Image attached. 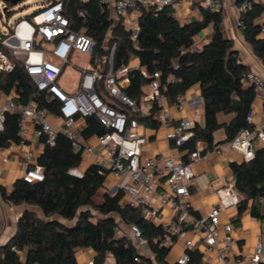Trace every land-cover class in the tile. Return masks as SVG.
<instances>
[{
	"label": "trees",
	"instance_id": "obj_1",
	"mask_svg": "<svg viewBox=\"0 0 264 264\" xmlns=\"http://www.w3.org/2000/svg\"><path fill=\"white\" fill-rule=\"evenodd\" d=\"M5 1L3 12L8 18L12 13L11 2ZM62 2L70 28L90 36L99 54L106 53L114 45V68L135 57L149 73L159 71L160 86L168 102H175L188 88L198 84L203 117L202 121L193 122L192 135L178 148L183 152L182 161H186L187 154L195 149L198 140L204 141L209 148L216 146L213 141L215 130L223 128L224 141H229L246 126L254 90L239 82L245 66L238 62L231 39L221 32L220 10L211 12L201 7L199 19L179 22L171 6L161 9L142 7L133 32L124 27L121 17L114 23L99 0ZM38 9L25 18L32 17ZM261 10L260 5L253 3L250 10L240 11L239 27L244 39L264 64V39L259 36V27L253 20ZM208 24L212 26L208 42L195 49L196 36ZM104 42L106 48L102 46ZM0 49L5 50L1 42ZM127 76L128 84L123 92L134 102L136 110L126 107L125 111L129 117L156 127L153 115L158 106L155 103L151 104L147 115H140L137 109L143 95L142 86L148 79L140 74L138 68H130ZM0 91L11 94L16 104L34 100L39 107L51 110L18 63L11 71L0 75ZM217 113L232 114L233 117L220 124ZM18 117L17 111L5 112L0 148L20 142ZM84 122L81 132L85 137L106 132L93 116L85 117ZM38 139L42 150L36 163L42 168V179L28 181L19 177L9 190L0 186V195L10 204L36 206L43 217L36 216L31 210L20 214L15 233L0 245V264H77L75 252L80 248L93 249L92 264H105L108 254L113 257L114 264H204L202 254L194 248L187 250L189 260L185 263L167 261L166 256L177 233L169 234V243H162L167 233L164 226L145 220L138 207L122 204L121 189L113 194L103 190L108 173L99 164H89L80 175L71 173L72 168L80 167L83 158L80 152L73 150L64 134L58 133L53 144L47 143L44 137ZM230 168L234 187L240 195L236 203V218L248 208L252 217L264 219V145L255 147L250 159L230 162ZM98 195L101 197L99 202L95 199ZM116 217L125 224L137 226L150 255L139 252L128 238L114 234ZM180 228L191 229L192 225Z\"/></svg>",
	"mask_w": 264,
	"mask_h": 264
},
{
	"label": "built area",
	"instance_id": "obj_2",
	"mask_svg": "<svg viewBox=\"0 0 264 264\" xmlns=\"http://www.w3.org/2000/svg\"><path fill=\"white\" fill-rule=\"evenodd\" d=\"M177 1L179 0H99L116 17H125L131 11L139 14L142 7H172ZM197 1L203 9L211 12L221 8L220 0ZM253 3L262 7L253 20L264 39V0H238V9L250 10ZM0 42L5 48L0 49V75L11 71L18 63L35 91L42 94L45 104L51 107V110L39 107L34 100L20 105L11 97L6 98L0 104V130L3 128L5 112L17 111L20 138L18 145L24 146L29 135L44 137L47 143L53 144L58 133L64 134L73 150L80 152L82 158L94 156L96 164L103 167L112 179L118 180L109 191L113 194L121 189L122 204L138 207L141 216L155 224L162 222L159 207L171 210V220L163 225L167 233L162 243L170 241L169 234L182 232L180 227L188 224L191 213L188 197L193 176L192 163L201 157L219 153L221 149L216 146L196 147L189 153L188 160L182 161L178 148L192 135L193 121L179 118L167 133L171 143L168 153L142 158L141 147L145 138L138 132L137 120L129 117V113L125 111L126 107L136 110L134 102L123 92L131 67L127 62L114 68V45L106 53L99 54L95 50V41L90 36L72 30L63 13L62 0H50L31 19L17 20L7 35L0 38ZM104 43L102 46L106 48V42ZM136 68L148 79V90L143 98L158 106L155 119L160 123L166 122L168 116L163 104L165 95L160 86L159 71L149 73L139 64ZM239 82L253 87L254 98L246 115V126L236 132L227 145L239 153L243 160H248L253 156L255 147L264 145V78L254 70L244 68ZM254 101L262 104L257 117ZM174 104L178 110H182V97L178 96ZM89 116H93L106 132L85 137L81 131L85 117ZM95 145L97 149L94 148ZM32 155L33 152H27V157ZM70 172L80 175L82 171L72 168ZM22 177L28 181L41 180V166L36 162L31 164L25 168ZM222 193V196L227 197L226 202L236 205L239 193L233 181L226 185ZM154 200H157V205H154ZM219 213L220 207L213 205L198 220V226L203 231L205 250L213 252L216 264H240V258H228L235 242L233 228L229 222L221 223ZM127 228L128 232H124L115 226L114 234L126 238L131 234L138 239L140 245L145 244L135 224H127ZM184 246L185 251L175 259L177 263L187 262V250L194 247L191 239H186ZM261 249V241H257L249 259L252 264L259 263ZM84 264H92V261Z\"/></svg>",
	"mask_w": 264,
	"mask_h": 264
},
{
	"label": "crops",
	"instance_id": "obj_3",
	"mask_svg": "<svg viewBox=\"0 0 264 264\" xmlns=\"http://www.w3.org/2000/svg\"><path fill=\"white\" fill-rule=\"evenodd\" d=\"M221 8V22L220 29L224 37L231 39L232 49L237 52V60L245 68H250L259 73L264 78V64L253 52L250 44L244 39L239 27L238 0H220ZM201 5L197 0H179L172 6L173 13L179 22H188L191 19L200 18ZM110 17L114 23L118 22V17L113 11H109ZM138 14L131 11L125 17H121L122 24L125 28L136 30V20ZM256 23V21H254ZM257 24V23H256ZM212 33V26L208 24L196 36L194 41V48L198 49L203 44L207 43ZM260 37L261 34H259ZM139 62L138 59L132 57L128 60V65L131 68H136ZM128 84V83H127ZM127 86V85H126ZM249 86V85H243ZM147 83L142 86L143 94L147 92ZM11 97V94H6L0 91V104L6 98ZM183 109L178 110L176 105L166 100L163 104L167 110L168 119L164 123H160L155 119L156 112L153 118L157 121L156 127H150L140 121L138 122V132L145 138L141 147V157H156L159 154H167L171 143L168 141L167 133L170 128L176 123L179 118H186L188 120L202 121L203 105L202 98L199 94L198 84L192 85L182 95ZM145 102V105L143 104ZM150 100L142 98L139 103L138 112L140 115H147L151 104ZM254 111L256 117L261 112L262 104L260 101H254ZM233 117L232 114L217 113L216 118L220 124L227 123ZM225 134L223 128H219L213 132V141L217 143L216 147L221 150L219 153H212L207 157H201L192 163L193 176L190 183V196L188 200L191 204V213L187 225H192L191 229L183 230L177 233L176 239L173 241L168 254L167 261L174 263L175 259L185 251L184 243L186 239H191L193 248L197 249L202 254V261L204 264H216L213 258L212 251L205 250L203 241V231L198 226V220L203 217L209 208L213 205L220 207V221L221 223H231L234 237V245L228 255V258H240V264H252L250 257L253 254L254 247L257 241H261L262 249L260 261L258 264H264V219H257L250 215L247 208L237 219L236 205L229 204L227 197L222 196V190L226 185L233 181L230 162L243 160L241 155L228 147V141H224ZM209 148L204 141H196L195 148ZM258 147V146H257ZM97 149V145L94 147ZM42 150V144L39 139L29 135L28 140L24 146L18 144H11L7 147L0 148V186L9 190L13 181L23 176L26 167L36 162L38 154ZM33 152L31 157H27V152ZM182 151L180 155L182 156ZM190 153V152H189ZM187 159L188 160V155ZM96 163L94 156H87L86 161L80 165L81 171L89 164ZM82 166V168H81ZM79 169V170H80ZM118 180L112 179L107 175L103 190L110 193L109 189ZM240 197V195H239ZM98 202L101 201L100 195L96 196ZM95 198V199H96ZM223 198V199H222ZM221 199L224 201L222 204ZM154 205H157V200H154ZM162 214L161 225H166L172 218V212L168 207H159ZM24 210H31L36 216L42 218V212L36 207L25 203L10 204L5 202L0 195V245L7 242L15 233L17 221L20 214ZM117 226L124 232H128L127 224L123 223L116 217ZM71 221H69L70 223ZM155 224V223H154ZM159 224V223H156ZM127 238L132 242L137 250L144 254H149L146 244L140 245L138 239L131 234ZM169 243V242H168ZM192 248V249H193ZM150 255V254H149ZM94 251L91 248H80L75 252L77 264H84L93 259ZM105 264H114L113 257L108 254L105 258Z\"/></svg>",
	"mask_w": 264,
	"mask_h": 264
},
{
	"label": "rangeland",
	"instance_id": "obj_4",
	"mask_svg": "<svg viewBox=\"0 0 264 264\" xmlns=\"http://www.w3.org/2000/svg\"><path fill=\"white\" fill-rule=\"evenodd\" d=\"M9 1L11 2L10 4H11L12 13L7 18L3 12V7L6 1L0 0V36L1 37L7 35L8 31H10V28H12L13 24L17 20L21 18H25V15L30 14L34 10L40 8L42 3L46 0H9ZM29 19H31V17ZM143 104L145 105V102H143ZM255 144L257 143L255 142ZM85 161H86V157L83 158V163ZM97 200L98 198H96V201ZM92 212L97 215V212L95 210H92Z\"/></svg>",
	"mask_w": 264,
	"mask_h": 264
},
{
	"label": "water",
	"instance_id": "obj_5",
	"mask_svg": "<svg viewBox=\"0 0 264 264\" xmlns=\"http://www.w3.org/2000/svg\"><path fill=\"white\" fill-rule=\"evenodd\" d=\"M135 32V31H134ZM249 86H251V85H249Z\"/></svg>",
	"mask_w": 264,
	"mask_h": 264
}]
</instances>
